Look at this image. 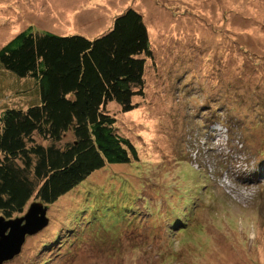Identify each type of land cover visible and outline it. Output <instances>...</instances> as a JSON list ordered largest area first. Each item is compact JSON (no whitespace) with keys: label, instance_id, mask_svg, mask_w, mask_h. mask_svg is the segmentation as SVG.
Segmentation results:
<instances>
[{"label":"rangeland","instance_id":"obj_1","mask_svg":"<svg viewBox=\"0 0 264 264\" xmlns=\"http://www.w3.org/2000/svg\"><path fill=\"white\" fill-rule=\"evenodd\" d=\"M128 7L149 35L146 89L108 109L142 167L91 173L3 264H264V0H0V47L23 30L94 39ZM37 96L0 66V110ZM179 183L196 187L187 205Z\"/></svg>","mask_w":264,"mask_h":264},{"label":"trees","instance_id":"obj_2","mask_svg":"<svg viewBox=\"0 0 264 264\" xmlns=\"http://www.w3.org/2000/svg\"><path fill=\"white\" fill-rule=\"evenodd\" d=\"M32 31L23 30L0 47L1 68L34 80L38 92L37 103L25 109L0 110V216L5 218L16 217L31 199L48 208L107 165L139 164L136 146L119 132L108 105L129 112L133 97L146 89L151 47L143 15L128 7L94 39ZM217 115L211 111L196 119V131L201 134ZM68 133L71 139L65 140ZM140 172L147 184L146 171ZM191 185L185 198L180 191L185 185L177 186L183 204L196 188Z\"/></svg>","mask_w":264,"mask_h":264},{"label":"water","instance_id":"obj_3","mask_svg":"<svg viewBox=\"0 0 264 264\" xmlns=\"http://www.w3.org/2000/svg\"><path fill=\"white\" fill-rule=\"evenodd\" d=\"M47 206L31 202L22 216H0V264L20 253L26 236L34 235L48 225Z\"/></svg>","mask_w":264,"mask_h":264}]
</instances>
